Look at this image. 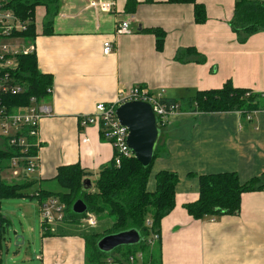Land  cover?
<instances>
[{
    "label": "crops",
    "instance_id": "crops-1",
    "mask_svg": "<svg viewBox=\"0 0 264 264\" xmlns=\"http://www.w3.org/2000/svg\"><path fill=\"white\" fill-rule=\"evenodd\" d=\"M88 1L59 0L51 34L43 33L46 9L37 6L42 14L38 26L34 15V39L12 40L34 45L39 70L52 77L51 92L44 98L52 115L40 120L39 163L27 179L35 189L61 191L53 177L62 165L78 163L86 177H97L111 161L113 147L98 125L81 127L78 118L93 113L98 103L122 98L134 85L152 93L163 90L164 98L179 104L195 91L219 88L226 80L264 93V30L238 41L230 24L236 0H196L205 10L202 23L195 22L191 3L106 0L114 7L99 12ZM121 20H128L129 33H115ZM154 27L165 33L161 50L148 30ZM105 41L113 45L108 54L103 53ZM189 47L205 61L196 62L192 54L184 61L176 59ZM181 107L168 116L158 139L162 161L154 176L168 170L178 177L174 208L162 218L155 245L160 264H264V189L242 193L236 215L196 219L184 208L198 198V177L203 174L235 172L241 184L262 175L264 182V109L244 115ZM35 189L15 204L31 212L25 198L31 199ZM86 234L51 230L42 235L37 259L41 264H87Z\"/></svg>",
    "mask_w": 264,
    "mask_h": 264
},
{
    "label": "trees",
    "instance_id": "trees-1",
    "mask_svg": "<svg viewBox=\"0 0 264 264\" xmlns=\"http://www.w3.org/2000/svg\"><path fill=\"white\" fill-rule=\"evenodd\" d=\"M1 1L5 7L13 9L21 20L29 21L27 28L24 31L17 32L16 36L34 39L36 35L34 15L37 6H44L46 9L43 33H52L53 16L58 12L59 0ZM169 1L191 3L195 22L202 23L205 21L204 7L196 0ZM132 5L134 7L135 4ZM230 24L240 42H244L253 32L264 30V1L236 0ZM148 30L155 36L156 49L161 50L165 37L164 31L157 27ZM189 54L194 56L196 62L205 61V57L200 55L194 47L180 50L176 54V59L184 61L188 59ZM17 62L15 74L24 86L23 93L13 97L6 96L4 97L5 102L8 104H26L30 96L45 98L49 94L48 89L52 88V77L50 74L39 70L35 52L17 56ZM263 97L264 93L253 92L248 88L235 87L230 80H226L219 88L195 91L192 96L182 99L180 104H185L184 109L197 112L238 111L246 115L264 109ZM162 101L167 104L178 102L167 98H163ZM161 126H158L159 129ZM158 143L159 140H157L154 148L153 159L146 167L142 166L134 157L122 158L117 166L114 164L113 156L109 164L97 173L96 179L92 181L91 190H82L81 182L88 173L78 163H74L57 168L53 179L59 185L61 191L54 192L39 187L31 195L38 203L49 197H56L64 205V212L68 220H80L86 213H93L94 215L107 213L108 216L113 218L112 225L103 234L95 233L92 237H90V234H86V255L90 264L101 263L102 257H106V261L107 258L111 257L108 252H102L97 247L98 240L106 234L133 228L139 232L143 242L152 233L160 235V222L175 205V185L178 177L174 172L160 170L154 176L155 190H147L146 186L153 160L161 150H159ZM8 158H10V150L0 151V172L4 169ZM198 181V198L194 202L184 204L188 214L196 219L204 216L236 215L240 210V196L242 193L264 189L262 175L253 177L243 184L238 181L235 172L203 174L198 177ZM30 186H32V183L28 180L8 183L0 179V204L5 198L23 195L21 191ZM79 198L87 206V211L82 214H76L72 211L73 203ZM147 220L151 222L150 226L147 225ZM0 221L2 223L0 230L1 245L2 233H6L5 219L1 214ZM41 228L43 236L50 234L46 224L41 223ZM141 241L136 246L128 245L134 248L125 253H119L121 259L117 258V260L122 264L128 254L141 249L145 253V264H160V254L158 247L155 246L156 243L153 246H147ZM138 246L139 248H137Z\"/></svg>",
    "mask_w": 264,
    "mask_h": 264
},
{
    "label": "built area",
    "instance_id": "built-area-1",
    "mask_svg": "<svg viewBox=\"0 0 264 264\" xmlns=\"http://www.w3.org/2000/svg\"><path fill=\"white\" fill-rule=\"evenodd\" d=\"M264 1V0H261ZM88 7L99 12H109L114 7L113 1L89 0ZM64 16L63 12H60ZM29 21L21 20L15 11L5 7L0 0V151L10 150V158L5 162L3 180L13 181L27 180L36 170L39 157V123L45 116H51V107L45 103L44 98L30 96L26 104H8L5 102L6 96H17L23 93L24 86L18 80L15 70L17 68V56L34 52V45L25 47L24 44L12 42L20 36L17 32L24 31ZM128 20L119 21L114 31L116 34L129 33ZM112 42L103 43V53L112 52ZM49 93L51 89H48ZM163 90L152 93L139 84L128 89L122 98L115 101L98 103L94 112L79 116V126L98 125L102 137L109 141L113 147L114 164L119 165L122 158L133 157L127 144L128 129L120 124L116 117V108L123 102L129 100H143L151 104L157 118L158 126L163 125L170 114L179 110L178 102L167 104L163 99ZM83 141H86L84 139ZM41 223L47 225L50 221H63L66 218L64 205L56 198L49 197L38 203ZM85 219L90 226L97 224L96 216L93 213H86ZM68 219V218H66ZM150 226L151 222L146 221ZM160 240L158 233H152L148 239L144 240L147 246H153ZM119 254V253H118ZM120 256H111L107 262L121 264L117 260ZM122 264H145V253L139 249L127 255Z\"/></svg>",
    "mask_w": 264,
    "mask_h": 264
},
{
    "label": "rangeland",
    "instance_id": "rangeland-1",
    "mask_svg": "<svg viewBox=\"0 0 264 264\" xmlns=\"http://www.w3.org/2000/svg\"><path fill=\"white\" fill-rule=\"evenodd\" d=\"M42 8H36L35 19L37 21V26L39 25V18H41ZM185 104L182 105V108ZM159 145V143H158ZM161 146L159 145V150ZM159 157H156L153 160L151 172L148 176L149 184H147V190L153 191L154 187V173L156 166L161 163ZM3 172H0V179H2ZM94 181L96 178H91ZM8 183H17L21 182L18 178L14 179L12 182L6 181ZM148 182V181H147ZM151 185V186H150ZM35 189L34 186L23 189V193H32ZM48 189L55 192V189ZM61 189V188H59ZM32 199V198H31ZM26 196L25 201L28 205L31 206V212L26 211L24 205H16V201H21V198H5L1 201L0 204V214L5 219L6 224V233H2L1 245H0V264H41L40 260L37 259V256L40 252V247L42 243V228H41V219L39 216V209L36 200H31ZM24 214V215H23ZM21 215V216H20ZM97 219V224L95 226L88 225L85 217H82L80 220H68L64 219L63 221H50L47 223L49 232H66L71 231H82L90 233V237L95 233L103 234L106 232L113 223V218L108 216L107 213L95 214ZM8 230V232H7ZM4 235V236H3ZM144 243L143 241H141ZM134 244L132 246H136ZM132 246L122 245L117 249H113L108 252L109 256H120V254L130 251ZM139 248V246L137 247ZM120 253V254H118ZM133 253V252H132ZM90 256L91 253L89 252ZM106 257L101 258V263L97 264H113L105 260ZM87 264H90L86 261Z\"/></svg>",
    "mask_w": 264,
    "mask_h": 264
},
{
    "label": "water",
    "instance_id": "water-1",
    "mask_svg": "<svg viewBox=\"0 0 264 264\" xmlns=\"http://www.w3.org/2000/svg\"><path fill=\"white\" fill-rule=\"evenodd\" d=\"M115 114L120 124L128 129L127 144L133 157L142 166H148L153 159L154 148L160 135L151 104L143 100H129L118 105ZM81 188L84 191L91 190L92 181L89 177L83 178ZM72 211L82 214L87 211V206L79 198L73 203ZM1 227L0 221V230ZM140 241L139 232L132 228L102 236L97 242V247L100 251L107 253L119 246L134 245Z\"/></svg>",
    "mask_w": 264,
    "mask_h": 264
}]
</instances>
